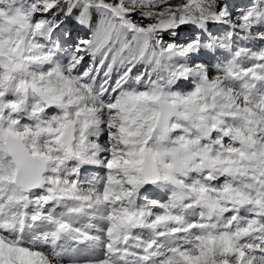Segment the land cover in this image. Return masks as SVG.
<instances>
[{
  "label": "snow or ice",
  "instance_id": "1",
  "mask_svg": "<svg viewBox=\"0 0 264 264\" xmlns=\"http://www.w3.org/2000/svg\"><path fill=\"white\" fill-rule=\"evenodd\" d=\"M0 264H264V0H0Z\"/></svg>",
  "mask_w": 264,
  "mask_h": 264
},
{
  "label": "rangeland",
  "instance_id": "2",
  "mask_svg": "<svg viewBox=\"0 0 264 264\" xmlns=\"http://www.w3.org/2000/svg\"><path fill=\"white\" fill-rule=\"evenodd\" d=\"M141 66H137V68L139 69ZM134 71H136V69H134ZM91 168H86L85 170H90ZM92 169H94V168H92Z\"/></svg>",
  "mask_w": 264,
  "mask_h": 264
},
{
  "label": "bare ground",
  "instance_id": "3",
  "mask_svg": "<svg viewBox=\"0 0 264 264\" xmlns=\"http://www.w3.org/2000/svg\"><path fill=\"white\" fill-rule=\"evenodd\" d=\"M81 175H82V174H81ZM87 176H88V175H86V174H85V175H82V177H87Z\"/></svg>",
  "mask_w": 264,
  "mask_h": 264
}]
</instances>
